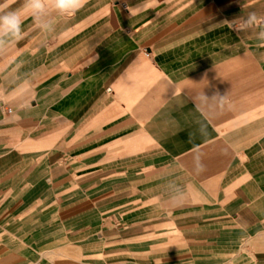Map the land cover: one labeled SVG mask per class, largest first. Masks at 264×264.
<instances>
[{"label":"crops","instance_id":"0c3cea01","mask_svg":"<svg viewBox=\"0 0 264 264\" xmlns=\"http://www.w3.org/2000/svg\"><path fill=\"white\" fill-rule=\"evenodd\" d=\"M39 23L0 44V264H264V0Z\"/></svg>","mask_w":264,"mask_h":264},{"label":"clouds","instance_id":"9594fccd","mask_svg":"<svg viewBox=\"0 0 264 264\" xmlns=\"http://www.w3.org/2000/svg\"><path fill=\"white\" fill-rule=\"evenodd\" d=\"M11 3L12 0H3V3H0V44L5 38L17 42L23 39L24 15L36 21L38 27H44L39 21L49 11L67 16L75 15L84 7L86 0H23L22 10L10 8ZM256 19L255 13H251L243 23L251 25ZM241 30L243 29H237Z\"/></svg>","mask_w":264,"mask_h":264},{"label":"built area","instance_id":"2783aa9c","mask_svg":"<svg viewBox=\"0 0 264 264\" xmlns=\"http://www.w3.org/2000/svg\"><path fill=\"white\" fill-rule=\"evenodd\" d=\"M9 112H11V110H9Z\"/></svg>","mask_w":264,"mask_h":264}]
</instances>
